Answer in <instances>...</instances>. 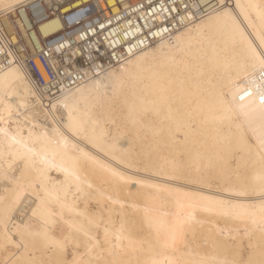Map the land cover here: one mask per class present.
<instances>
[{"label":"bare ground","instance_id":"bare-ground-1","mask_svg":"<svg viewBox=\"0 0 264 264\" xmlns=\"http://www.w3.org/2000/svg\"><path fill=\"white\" fill-rule=\"evenodd\" d=\"M39 1L0 10V23L12 20L26 36L54 33L57 18L33 24ZM172 2L179 31L164 34L163 47L156 38L131 56L119 53V62L83 66L70 81L57 80L55 97L35 89L13 55L0 54V261L264 260V115L245 113L251 98L240 99L249 71L244 40L259 44L264 0H229L238 27L216 19L208 0Z\"/></svg>","mask_w":264,"mask_h":264},{"label":"built area","instance_id":"built-area-1","mask_svg":"<svg viewBox=\"0 0 264 264\" xmlns=\"http://www.w3.org/2000/svg\"><path fill=\"white\" fill-rule=\"evenodd\" d=\"M127 1L132 4L133 8L138 3H143L146 6L151 5L152 7H156L157 4H163L166 8L173 4L172 0ZM101 3H104V5L100 6ZM74 4L76 6H73ZM31 9H35L31 16H39L35 18L33 24L52 17L57 18L62 25L57 31L46 36H43L39 31H36L34 35L29 32L28 36H26L22 35L21 30L14 21L2 22L0 23V44L6 45L8 36H16V40L7 47L13 53V63L20 67L35 89L46 90L50 97H55L58 94L57 80L59 78L60 80L70 81L80 74V69L83 66L105 65L109 62L111 64L115 62V58H110L111 47H108L105 42L100 43L103 37L108 35H106V32H100L99 23H104L107 27H110V31L111 28L115 29L119 25V34L108 36V38L113 40H117V36H123L124 31H132L137 26L142 27L145 24L143 19H138L141 11L124 12L123 8L118 10L121 18L117 21L111 8L106 6L105 0H41L35 3ZM92 9L94 10V16L83 24L74 21L79 14ZM142 11L147 13L149 9L145 7ZM105 17L111 18L112 23L110 25ZM21 20L24 25L28 23V20L24 17H21ZM129 20L132 22L131 27L128 25ZM147 23L153 31L156 27L164 26L162 21H153L151 19H148ZM90 25L96 26L95 29L99 36L96 33H90V31L85 32V29H88ZM29 30L31 28L27 29V31ZM85 33L87 34L86 38L81 35ZM78 36L80 39H77ZM139 38L140 33L127 37L133 43ZM66 39L68 43L65 47H74L72 50H74L75 55L73 53L67 55L63 51L65 47L61 48L60 52H55L53 57L57 58V62H54V68L58 70L59 74L54 75V68L49 66L53 65L50 48L58 43H64ZM121 52L123 53V50L118 49L117 55ZM43 53H48V58ZM5 57L8 56L3 55V58Z\"/></svg>","mask_w":264,"mask_h":264},{"label":"snow or ice","instance_id":"snow-or-ice-1","mask_svg":"<svg viewBox=\"0 0 264 264\" xmlns=\"http://www.w3.org/2000/svg\"><path fill=\"white\" fill-rule=\"evenodd\" d=\"M106 6L109 8L115 9L116 5L123 4V11H141V15L138 17V19H143L145 21V24L141 26H137L132 31H124L123 33V39L122 40H111L108 41L109 46L111 47L110 52V58H115L117 62H119L122 59L123 53H126L128 56H131L133 54V49L142 50V48H147L152 46L156 43V38L160 39V43L156 45L158 48L164 46L163 36L164 34H170L171 32H178L179 28L176 26L174 21L177 20L178 16V10L176 7H168L166 8L163 4H157L156 7H152L151 5H144L143 3H138L135 8H133L132 4L130 2H127V0H113L112 4H108L107 0H105ZM208 8L209 10L214 14V17L218 20H224V21H231L233 25H237V20L233 15V9L232 5L230 4L229 0H208ZM24 5L22 3V0H0V10H13L16 11L18 9L23 8ZM147 7L149 11L147 13L143 12L142 10ZM199 8L200 6L197 5ZM236 7H239L237 5ZM190 8V5L185 3L183 5V9L185 12H187ZM157 12L160 13H167V15L163 16H157ZM20 13L17 11V16H19ZM113 16L116 17L117 21L120 20V15L118 12H113ZM151 18V20H161L163 25L162 27H157V30L153 31L151 27H149L147 21ZM195 18L194 14L192 17L189 16H182L181 19L192 22V20ZM105 19L108 21V24L110 25L112 23L111 18L105 17ZM131 20L128 21L129 27H131ZM181 27L183 25H180ZM250 26V25H249ZM95 27L93 25H90L88 29H85V32L89 31H95ZM100 32H104L107 28V25L104 23H99L98 25ZM144 29V30H142ZM45 29H41V31H44ZM135 33H140V38L136 39L135 42H131L127 39L130 35H135ZM119 34V25H117V28L112 29L109 32L110 36H116ZM99 36V33H97ZM240 36L242 39H244V33L242 30H240ZM256 38L259 40L258 45H254L252 41L245 39L244 42L246 44V57L248 61V68L249 71L245 73V79L247 81L246 90L244 92V96H241L240 99L243 100L245 96L250 97L247 105H241V110L245 113L255 112L259 111L261 115H264V30H262L259 34L256 35ZM13 39H9L7 41V44H0V54H3L5 56H12L13 53L11 51H5L6 47L10 46L14 42ZM77 39H80L78 36ZM108 40V36H104L103 40L100 41V43H103L104 41ZM63 44L58 43V47L56 51H60L61 48H63ZM118 49H122L123 53L122 55L118 56L117 51ZM98 51V49H97ZM46 58H48V53H43ZM73 55H75V52H73ZM50 67L54 68V65H49ZM59 72L57 69L54 68V75H58ZM53 108H55V105H53ZM260 146L261 149L264 150V137L260 139ZM261 181L264 182V175L260 177ZM243 195V193H240ZM261 195L264 196V189L261 191ZM0 264H9L7 258H5L4 261H0ZM260 264H264V260L260 262Z\"/></svg>","mask_w":264,"mask_h":264},{"label":"rangeland","instance_id":"rangeland-1","mask_svg":"<svg viewBox=\"0 0 264 264\" xmlns=\"http://www.w3.org/2000/svg\"><path fill=\"white\" fill-rule=\"evenodd\" d=\"M253 137H255L254 133L250 134V139H254Z\"/></svg>","mask_w":264,"mask_h":264}]
</instances>
